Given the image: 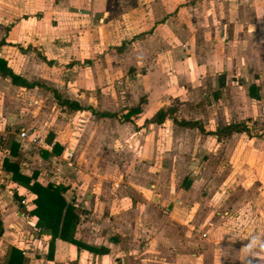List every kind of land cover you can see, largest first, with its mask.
<instances>
[{"label": "crops", "instance_id": "0c3cea01", "mask_svg": "<svg viewBox=\"0 0 264 264\" xmlns=\"http://www.w3.org/2000/svg\"><path fill=\"white\" fill-rule=\"evenodd\" d=\"M132 5L137 7L128 8ZM94 28L100 37L109 33L120 42L94 44L93 60L86 59L80 44L64 45L72 32L82 38ZM149 29L116 50L123 40ZM2 38L0 58L14 73L80 105L85 94L72 91L84 79L60 78L55 69L79 68V74L91 76L112 69L122 74L130 66L132 76L120 80L130 83L124 105L116 91L110 93L111 109H102L109 99L103 88L86 96L95 111H119L116 117L86 111V172L75 171L70 161L81 139L74 137L75 127L69 128L71 115L85 111H68L50 91L16 86L0 76V100L6 101L0 119L24 122L22 115L29 111L31 126L22 127L37 136L22 141L17 137L21 126L10 131L5 120L0 122V264L10 246L21 250L22 264H242L241 249L248 242L243 238L264 233V0H0ZM174 38L182 43H173ZM100 76V84L109 82ZM251 85L256 98L249 96ZM44 95L64 120H54L39 136L35 113ZM139 97L144 98L140 112L120 121L122 107L134 106ZM158 112L165 115L155 122ZM173 119L197 121L205 132L245 121L255 134L233 132L217 139ZM13 132L7 141L6 133ZM12 142L18 155L9 152ZM32 148L39 152L30 156ZM3 157L17 161L28 184L63 186L61 197L78 216L73 237L106 253L58 238L50 253V236L21 209L13 186L28 191L32 203L34 194L10 179ZM32 158L43 164L63 159L65 165L47 173L33 169ZM233 233L242 239L232 243ZM258 256L247 260L264 264V253Z\"/></svg>", "mask_w": 264, "mask_h": 264}, {"label": "trees", "instance_id": "16d2710c", "mask_svg": "<svg viewBox=\"0 0 264 264\" xmlns=\"http://www.w3.org/2000/svg\"><path fill=\"white\" fill-rule=\"evenodd\" d=\"M151 29L146 30L144 32H140L134 36H132L129 40H123L121 44L116 48L117 51H122L124 46L127 43H130L135 37L144 35L145 33L150 32ZM3 38L0 39V45L4 44ZM31 48L28 46L27 49ZM41 56V55H40ZM44 60V57H42ZM51 63V62H47ZM0 76L8 77L10 79V83L16 86L24 87V88H32V87H41L51 92L56 104L60 107L66 108L68 111H88L93 115H97L99 117H116L119 115L118 112H99L94 111L93 108L89 105H80L75 100H71L68 98L61 97L60 93L54 88L44 85L39 81H28L22 76L14 73L6 64L5 60L0 58ZM249 96L252 98H256V94L254 92V86H250ZM144 103V98L139 97L138 102L131 107L122 108L121 110H125L124 113L120 115L119 118L124 121H129L130 116L135 113L140 112V105ZM164 113L158 112L155 116V122H160L164 118ZM147 120H144L146 122ZM173 121L182 126L188 127H197L200 131L205 132L202 129V126L194 120L177 121L173 119ZM251 127L247 125L245 121H232L224 126L217 127L212 131H206L207 134H213L217 139L228 137L233 132H244L247 135H250ZM47 141H50V137H46ZM17 149V143H11L9 147V152L14 155ZM43 156H46L45 151H41ZM2 169L10 174V179L14 182H17L23 185L25 188L29 189L33 194V203L32 208L28 212L30 216L36 217V227L40 228L44 233H47L50 236V240L48 242V249L51 253L52 244L55 238L61 239L63 241L69 242L75 245L77 248H82L96 254H104L106 253V249L104 248H95L93 246L86 245L79 240H76L74 236L75 225L78 221V216L74 211V206L68 202H65L61 197L62 192L64 191V187L61 185H54L51 183L42 186L37 182H32L28 184V178L23 176L18 170V163L14 160H9L6 157L2 158L1 161ZM2 233V226L0 222V234ZM48 251V252H49ZM24 257L22 255L21 250L16 247L10 246L6 252V256L4 258L3 264H22L24 263Z\"/></svg>", "mask_w": 264, "mask_h": 264}, {"label": "rangeland", "instance_id": "374dc122", "mask_svg": "<svg viewBox=\"0 0 264 264\" xmlns=\"http://www.w3.org/2000/svg\"><path fill=\"white\" fill-rule=\"evenodd\" d=\"M136 7L137 6L132 5L128 8L132 9V8H136ZM117 8L119 9V7H117ZM90 31H91V34H85L83 36H86V37H82V38L78 37L79 33L77 31H74L75 32L74 34L72 32V36H69L66 39L67 41L64 45L68 46L72 42V46L76 47V46H79L77 44H80V46H82L83 48L86 49V53H84L86 56V59H92L93 60L96 57L95 51L91 52V50H93L94 44H98L99 41L101 44H104L105 42H108L110 44H115V43L120 42L121 37H119V36H112V35H109V33L106 36H103L101 33L102 37H100V32H99V30H97V28H94L93 30H90ZM107 31H109V29ZM107 31L105 30V33H107ZM172 42L173 43L176 42V43H178V45H180L182 43L181 38H179V39L174 38L172 40ZM143 43H145V41ZM143 43H141V44H143ZM89 46H91V47L89 48ZM61 47H62V45H61ZM83 63H85V62H83ZM62 66H63V64H62ZM76 69L78 71H80L79 68H76ZM56 70L57 69H55L54 72H57V75H59L60 78L65 76V77H67V79H70V78H73L74 80H77L78 78L82 79V80L84 79L83 85H81V86H78L76 84L74 85V88H78L77 92L72 91V94L79 93V92H83V94H85V97H83V99H81L82 101H84V103H82V105H86V96H90L89 94H91V93H94V94L98 93V91H100V88H103V94L109 98V99H106L107 101H104V105L102 106V109H106V108L111 109L112 108V106H110L109 104H110L111 94L114 91L118 92L119 95L122 96V104L123 105H124V103H127L126 93L130 91V89H129L130 83L127 85H122V84H120V80L125 82L124 81L125 75H126V77H129L131 75L130 66L125 67L124 71L121 72L122 74L119 73V69H117V70L112 69V70H108L107 74H105V75H102L101 73H98L97 71H94L93 74H91V76L86 75V73L85 74H79V72L77 70L72 71V72H68V71L66 72L64 70V68L58 69L60 71H58V70L56 71ZM258 73H263V72H262V70L255 71V73H253V75L257 76ZM63 74H65V75H63ZM99 75H101L100 78L102 76H104V78L107 77L105 79L107 81L109 80V82L104 81L105 82L104 84H100L101 83L100 79H98ZM93 76H94V78H93ZM115 76H118V77L115 78ZM263 76H264V73H263ZM86 81H88V82L86 83ZM65 85H66V82H65ZM0 90H3V87L1 85H0ZM110 91H112V92H110ZM127 98H128V96H127ZM41 99H42V101L40 103L38 114L35 113V115L38 117V120H39V122L37 123L38 127H36L39 131V136H41L45 130H47L48 128H51L53 126L52 124L54 123V120H60V121L64 120V115H63V113H61L60 109L54 108L53 99H51L50 97L46 98L45 95L42 96ZM5 102L6 101L0 100V106L5 105ZM126 107H122V108H126ZM52 108H53V111H52ZM30 113L31 112H29V111L28 112L26 111L25 113H23L22 118L26 117V120L24 122H22V121L19 122L17 120L18 118L17 119L14 117L9 118L8 116L4 117V119L3 118L0 119V122L5 120V124H6V125H4L5 129L7 127L10 131H12V130L16 131V129L19 126H21V127L23 126L24 128L28 129V128H30L31 125H29L27 118L29 117L31 119H34L33 117H31ZM119 119H120V121L124 122V120H121V118H119ZM51 122H53V123H51ZM71 122L72 123H70L69 128L75 127V128H72L73 129L72 131H74L73 135L75 138H77V140L81 139V142L78 141L75 143L74 146L76 148L74 149V151L76 153L70 157V161L76 163L75 168H74L75 171L80 170L82 172H86V171H83V168H86V166L83 165L85 160H86V111L84 113L80 114V116H74L73 117V115H71ZM260 125L264 126V120L260 121ZM257 126L258 125H255V131H256ZM252 128H253V125H252ZM252 128H251V132L254 135L255 133H254ZM84 130H85V132H84ZM13 137H14V132L13 133H6L7 141H11ZM82 142H84V143L82 144ZM30 151H31L30 156H33L35 153L39 152V148H32ZM16 155H18L17 152H16ZM29 162H30L33 169H35L36 167H40V169H43V170L45 169L44 171L47 173H50V172L54 173V172H56V168L58 166L65 165L64 164L65 160H63V159H60V160L55 159L53 162L48 161L46 164H43V163L36 162V160L34 158H32V159H30ZM57 171H58V169H57ZM58 174H61V173L59 172ZM58 174L56 173L55 175L58 176ZM6 186L10 187V188L12 187L11 184H6ZM206 235L207 234H205V236Z\"/></svg>", "mask_w": 264, "mask_h": 264}, {"label": "clouds", "instance_id": "9594fccd", "mask_svg": "<svg viewBox=\"0 0 264 264\" xmlns=\"http://www.w3.org/2000/svg\"><path fill=\"white\" fill-rule=\"evenodd\" d=\"M238 239L242 238L236 233L230 236V241L232 243H235ZM243 239H247L248 242L244 244L241 249L242 255L240 256V260L242 264H244V261H246L248 257L258 259V254L264 253V233L251 234L249 237ZM247 264H251V260H247Z\"/></svg>", "mask_w": 264, "mask_h": 264}, {"label": "built area", "instance_id": "2783aa9c", "mask_svg": "<svg viewBox=\"0 0 264 264\" xmlns=\"http://www.w3.org/2000/svg\"><path fill=\"white\" fill-rule=\"evenodd\" d=\"M17 131V137L22 141L28 140L30 142H33L35 139H37V136L34 134L33 131L27 132V130L23 127H20ZM66 156L67 158H69L71 155L69 153H66ZM13 192L19 196L18 204L21 206V209L28 213L32 208V198L28 196V191H20L19 187L13 186ZM202 236H205V234H202Z\"/></svg>", "mask_w": 264, "mask_h": 264}]
</instances>
